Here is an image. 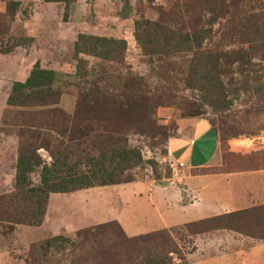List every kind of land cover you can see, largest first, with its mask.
I'll list each match as a JSON object with an SVG mask.
<instances>
[{"label": "trees", "instance_id": "1", "mask_svg": "<svg viewBox=\"0 0 264 264\" xmlns=\"http://www.w3.org/2000/svg\"><path fill=\"white\" fill-rule=\"evenodd\" d=\"M138 1L142 3L144 0ZM44 2L62 4V21L66 22L71 6L77 0ZM202 3L203 12L210 15L216 13L213 5L222 2L202 0ZM182 5L189 11V3ZM18 7L16 2H7L10 22ZM171 14L178 19L183 15L174 11ZM228 24L232 25L231 21ZM210 26L182 30L172 22L165 24L140 18L134 21L132 35L143 56L157 59L151 72L163 80L164 75L168 78L167 73L173 67L171 57L189 54L183 84L188 90L199 92L205 104L223 112L242 94L264 91V15L259 20L253 18L252 23L243 21L235 27L222 26L218 33L223 38L224 31L230 28L231 35L239 34L246 41V46L232 50L205 46V42L212 38ZM17 46L20 44L10 45L0 50V54H8ZM126 51L127 44L123 39L78 34L73 45V59L76 61L73 75L43 69L36 62L23 82L12 84L6 106L52 109L36 113L38 117L31 115L33 121L40 120L42 124L29 122L19 130L14 188L11 193L0 197V224L6 225L10 232L17 226H41L51 194L129 184L133 182L130 173L142 170L141 151L129 145L128 137L132 133L153 139L163 136L162 129L156 124V109L163 105L171 92L162 91L153 96L147 90L144 78L126 71L116 91L99 86L103 77L92 84L87 80V90L78 86L80 92L72 115L57 107L62 94L59 87L67 78L84 80L90 75L88 64L81 55L122 66ZM256 60L263 63L261 72L248 75L249 69L246 68ZM148 62L152 64L153 61ZM192 113L198 116L197 110ZM233 133L226 132L225 136L233 138ZM218 135L222 144L223 139L220 133ZM168 138L165 136V140ZM40 150L47 153L48 162L43 160ZM36 172L39 182L32 184L30 176ZM155 177V181L160 178ZM216 222L231 227L211 230L226 229L264 240V205L183 227L194 236L207 230L192 228ZM249 223L252 224L249 226L251 231L245 232L243 229ZM175 236L172 229H162L127 237L113 221L78 231L75 240L54 236L32 243L25 264H190L189 252L176 243Z\"/></svg>", "mask_w": 264, "mask_h": 264}, {"label": "rangeland", "instance_id": "2", "mask_svg": "<svg viewBox=\"0 0 264 264\" xmlns=\"http://www.w3.org/2000/svg\"><path fill=\"white\" fill-rule=\"evenodd\" d=\"M140 2L138 0L134 2L133 21L142 18L165 24L172 22L173 25H177L182 30L209 28L212 25V38L205 42V46L212 49L216 47L217 49L232 50L246 46V41L241 35H231L232 29L227 28L224 31V38L218 32L224 25L235 27L238 22L243 21L248 24V22H253V18L259 20L264 15V0H219V3L222 2L221 5L214 4L216 13L210 15L203 12L202 0H144L142 3ZM184 3L190 4L189 11L183 7L182 4ZM180 4L182 6L175 9ZM171 11L183 15L180 19L177 16L174 18L175 16L173 17ZM24 12L27 14V7ZM10 19L8 11L0 14V50L2 51L16 43L26 46L28 42L23 36L13 37L10 35L14 18L11 22ZM229 21L232 25L228 24ZM132 33L133 30L131 29L130 31L126 29L123 31L127 51L122 66L100 62L94 58L81 55L80 57L88 64L87 70L91 71L90 75L86 76L84 80L67 78L59 87L62 94L57 107L66 114L72 115L75 110L77 95L80 92L78 86L87 90L89 84L99 82V79L103 77L99 86L107 88L109 91H116L122 75L128 71L132 75L144 78L148 85L147 90L153 96H158L162 91L171 92V95L164 99L163 105L156 109V124L162 129L163 136H157L153 139L132 133L128 137L129 145L140 149L144 162L142 170H134L130 173L133 182L153 181L155 176H160L159 180H156L157 184L160 186L170 184L167 180L170 172L166 164L170 157L165 158L166 163H163L161 159V156L166 153L167 140H165V136H174L177 121L185 118L205 120L212 129L220 133L223 139L221 144L223 166L220 167V170L237 171L264 168V91L260 94H242L238 99H234L231 107L226 111H215L202 101L199 92L188 90L183 84L186 75L185 62L189 58V54L171 57L173 65L171 70L173 71L169 70L168 78L164 75L163 80L155 72H151V66L157 64V59L142 55ZM61 48L63 55L66 48ZM66 54V56H61L55 61L47 58L43 66L59 73L73 75L76 66L73 51L71 53L66 52ZM148 60L153 61L152 64H149ZM261 66H263L262 62L254 61L251 66L246 68L249 69L247 74L261 72L259 71ZM87 80L89 84H87ZM6 97L7 93L0 90V197L11 193L14 188L19 130L29 122L36 125L42 124L43 122L40 120L33 121L31 115L38 117L35 115L36 113L52 109V107L10 108L5 105ZM194 110H197L198 116L192 115ZM44 124L47 125V123ZM229 131L235 132L233 138L225 136V133ZM206 136L201 138L204 139ZM205 140H209V136ZM39 154L44 161H49L46 152L40 150ZM151 157L156 158L161 163L149 159ZM30 179L32 184H38V173L32 174ZM123 190L125 191L126 187L118 185L66 194H51L41 224L42 229L17 226L10 232L5 228L6 225L0 224V264H25L29 246L39 242V239L46 232L47 238L64 236L75 240L78 231L108 222L115 221L122 229L118 219H123L127 231V227L135 226L141 228L139 231L142 234L154 229L156 226H151V221H154L158 214L163 215V213L159 211L155 215L149 214L145 203L138 205L129 198H123ZM251 225V223L247 224L243 230L250 232L249 226ZM215 227H231V225L216 222L205 224L199 228H192V230L211 231ZM172 230L176 234V243L184 251L189 252L192 248L193 236L183 226L174 227Z\"/></svg>", "mask_w": 264, "mask_h": 264}, {"label": "crops", "instance_id": "3", "mask_svg": "<svg viewBox=\"0 0 264 264\" xmlns=\"http://www.w3.org/2000/svg\"><path fill=\"white\" fill-rule=\"evenodd\" d=\"M8 1L0 0V14L6 12ZM11 1L19 7L10 35L23 36L28 42L26 46L15 47L11 53L0 54V90L7 96L12 84L23 82L36 62L43 69L56 71L43 66L46 59L55 61L66 56V52L71 53L78 34L125 40L123 31L133 30L135 0H77L66 22L62 21L60 3ZM61 47L66 48L63 55ZM203 136H209V140ZM165 149L163 156L184 165L179 184L173 179L168 181L170 184L160 186L149 179L122 185L126 187L123 198L138 205L145 203L149 214L163 213L151 221V226L156 227L147 233L264 205V168L220 170L223 166L221 142L207 121L178 120L176 134L167 139ZM118 222L127 237L142 235L140 227H127V231L123 219ZM42 228L41 225L35 229ZM46 238L47 232L39 241ZM192 241L194 251L187 255L190 264H264V240L217 229L194 235Z\"/></svg>", "mask_w": 264, "mask_h": 264}, {"label": "built area", "instance_id": "4", "mask_svg": "<svg viewBox=\"0 0 264 264\" xmlns=\"http://www.w3.org/2000/svg\"><path fill=\"white\" fill-rule=\"evenodd\" d=\"M148 154H151L150 152H148ZM166 157L165 156H161V159L163 160L162 162L163 163H166ZM151 160H154L156 161L157 163H161L159 162L156 158H149ZM167 166H168V169L170 170V178L167 179L168 181H172L173 179H175L176 183L179 184L180 180H181V177H182V171H183V168H184V165L182 163H179L177 161H173L172 159H167Z\"/></svg>", "mask_w": 264, "mask_h": 264}]
</instances>
